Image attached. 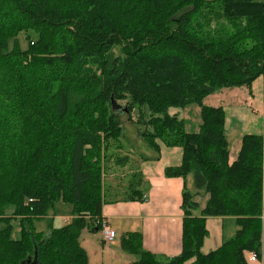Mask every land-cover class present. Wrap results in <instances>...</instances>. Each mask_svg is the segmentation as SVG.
Instances as JSON below:
<instances>
[{
    "label": "trees",
    "instance_id": "16d2710c",
    "mask_svg": "<svg viewBox=\"0 0 264 264\" xmlns=\"http://www.w3.org/2000/svg\"><path fill=\"white\" fill-rule=\"evenodd\" d=\"M262 74L264 0H0V264H87L79 235L100 230L105 156L122 115L153 149L156 140L182 148L164 173L191 176L194 189L182 195L181 253L144 251L129 232L121 245L132 264L264 257V130L243 135L229 163L224 110L202 103L221 88L250 91ZM192 102L200 123L187 132L170 109ZM197 193L208 198L193 215ZM59 200L73 217L54 227ZM206 216H233L238 229L202 254ZM44 219L45 231L36 227Z\"/></svg>",
    "mask_w": 264,
    "mask_h": 264
},
{
    "label": "crops",
    "instance_id": "0c3cea01",
    "mask_svg": "<svg viewBox=\"0 0 264 264\" xmlns=\"http://www.w3.org/2000/svg\"><path fill=\"white\" fill-rule=\"evenodd\" d=\"M203 104L220 106L224 110L228 162L232 163L238 156L243 135L263 134L264 74L252 82L250 91L245 87L222 88L220 92L208 95ZM230 107L235 117L246 119L255 114L260 120L258 118L255 127L246 128V123L234 127L227 120L226 111ZM176 114L184 119L183 110L182 113L178 111ZM198 126L196 130L187 132H196ZM132 134L135 141L132 145L116 147L122 150L125 158L121 161L113 159L112 163L106 164L102 173L101 220L116 232V236L112 241L105 242L100 230H85L82 246L87 254V264H132L137 259L136 255L125 251L121 245L122 235L129 232L141 234V248L144 251L164 257L181 253L184 217L182 195L188 185H192V179L189 183L188 177H167L164 172L167 167L180 165L182 148L166 146L156 140L158 150H155L136 134ZM116 148L114 150H117ZM199 195L202 194H194L192 198L196 203L195 208L191 210L193 215H200L204 207V204L201 207L197 201ZM203 195L206 203L208 195ZM205 226L207 233L199 249L202 254L220 247L223 242L232 238L238 229L233 216H206ZM245 257L248 264H253L258 259L250 260L249 253H246ZM260 260L263 263L264 257Z\"/></svg>",
    "mask_w": 264,
    "mask_h": 264
},
{
    "label": "rangeland",
    "instance_id": "374dc122",
    "mask_svg": "<svg viewBox=\"0 0 264 264\" xmlns=\"http://www.w3.org/2000/svg\"><path fill=\"white\" fill-rule=\"evenodd\" d=\"M19 41H20V44L22 46V48H25L26 47V40L24 38V34H20L19 35ZM243 88V86H241ZM240 87V89H242ZM231 88V87H230ZM233 88V87H232ZM239 88V87H238ZM222 89V88H221ZM221 89L215 91V92H220ZM213 92V93H215ZM211 93V94H213ZM210 95V94H207L206 96H204L202 98V103L204 101V99H206V97ZM121 104H123V102H121ZM182 110H183V113H184V116H183V125H184V129L186 131H194L197 129V126L199 124V115H200V112H199V106L197 103L195 102H192V103H189L187 104L185 107L183 108H171L170 109V112L172 113L173 111H176V113H178V111H180V113H182ZM174 113V112H173ZM225 115V113H224ZM226 115H227V120H228V123L234 127H238V126H243L245 123H246V128L251 126V127H255V125L258 123V115H250L248 117H246V119H243V118H239V117H235V114L232 113L231 111V107L227 109L226 111ZM136 115L135 113L132 114V119L134 118L135 119ZM131 119V120H132ZM260 120V118H259ZM121 121H122V126H121V132H120V136L118 139L116 140H113L110 142V147L106 153V160H107V165L112 163V160L118 158V157H123V159L125 158V156H123V152L122 150L116 148V147H125L127 144L128 145H132L134 141V139L132 138L133 134H136V136L146 142L144 140V138H142L139 133H138V130L136 128V125L132 123V121L128 120L127 117L125 115H122L121 116ZM252 121V122H251ZM117 149V150H114V149ZM188 180H189V183H191V176H188ZM188 191H192L194 190L193 189V186L192 185H188V188L186 189ZM121 194V193H120ZM202 195H199L197 197V201L198 203L200 204V206L202 207L203 204L205 205V198H204V195L203 193H201ZM11 209L9 211H7L8 213H10ZM51 213V212H50ZM52 226L54 227H61L69 222H71L72 220V217H73V208H72V205L69 203V202H64L63 200H59L57 202H55L53 208H52ZM47 219V218H46ZM46 219L42 220V221H38L36 223V227L41 229V230H46L47 227H46ZM10 237L12 239H18L21 235V229H20V222H19V219L18 218H13L11 219L10 221ZM88 228H82L81 230V236H80V239H79V243L80 245H84V231L87 230ZM233 238V237H232ZM231 239V238H230ZM83 247V246H82ZM263 263H261V260L260 259H257L256 262H254L255 264H264V260L262 261ZM249 263H252L251 261H249ZM253 263V264H254Z\"/></svg>",
    "mask_w": 264,
    "mask_h": 264
},
{
    "label": "built area",
    "instance_id": "2783aa9c",
    "mask_svg": "<svg viewBox=\"0 0 264 264\" xmlns=\"http://www.w3.org/2000/svg\"><path fill=\"white\" fill-rule=\"evenodd\" d=\"M143 198H145V195H143ZM31 201V199H29ZM100 232L102 235V239L105 242H110L114 239L116 236V232L112 229H110L104 221L101 220V226H100ZM249 259L250 260H255L257 259L256 254L254 252L249 253Z\"/></svg>",
    "mask_w": 264,
    "mask_h": 264
},
{
    "label": "water",
    "instance_id": "95a60500",
    "mask_svg": "<svg viewBox=\"0 0 264 264\" xmlns=\"http://www.w3.org/2000/svg\"><path fill=\"white\" fill-rule=\"evenodd\" d=\"M112 105H113V108H114V109H118V106H117L114 102H113Z\"/></svg>",
    "mask_w": 264,
    "mask_h": 264
}]
</instances>
